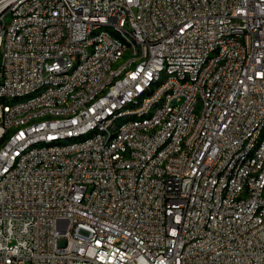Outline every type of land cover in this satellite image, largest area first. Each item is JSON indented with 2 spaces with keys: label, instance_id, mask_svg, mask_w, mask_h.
Here are the masks:
<instances>
[{
  "label": "built area",
  "instance_id": "obj_1",
  "mask_svg": "<svg viewBox=\"0 0 264 264\" xmlns=\"http://www.w3.org/2000/svg\"><path fill=\"white\" fill-rule=\"evenodd\" d=\"M0 264H264V0H0Z\"/></svg>",
  "mask_w": 264,
  "mask_h": 264
},
{
  "label": "rangeland",
  "instance_id": "obj_2",
  "mask_svg": "<svg viewBox=\"0 0 264 264\" xmlns=\"http://www.w3.org/2000/svg\"><path fill=\"white\" fill-rule=\"evenodd\" d=\"M1 63H2V50H1V48H0V66H1ZM25 264H30V263H25Z\"/></svg>",
  "mask_w": 264,
  "mask_h": 264
}]
</instances>
